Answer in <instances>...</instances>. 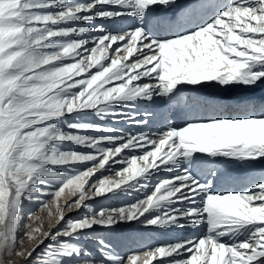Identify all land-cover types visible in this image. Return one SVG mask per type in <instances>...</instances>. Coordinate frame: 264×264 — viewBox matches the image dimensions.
Returning a JSON list of instances; mask_svg holds the SVG:
<instances>
[{
    "label": "snow or ice",
    "instance_id": "snow-or-ice-1",
    "mask_svg": "<svg viewBox=\"0 0 264 264\" xmlns=\"http://www.w3.org/2000/svg\"><path fill=\"white\" fill-rule=\"evenodd\" d=\"M175 4L0 0V257L8 264L13 255L27 264L52 236L40 227L21 225L25 199L47 209L40 197L54 186L59 224L65 211L87 208L90 199L116 198L149 187L161 166L168 172L179 168L182 174L156 182L134 203L68 221L57 233L68 239L49 245L38 264H264V173L251 186L226 192L212 191L210 183L194 173L202 156L249 166L264 160V114L187 122L167 127L155 139L148 133L125 137L89 118L127 116L146 125L140 112L116 109L154 97L171 100L181 86L215 82L255 88L264 83V0H227L194 28L154 36L152 27L164 23L154 7ZM185 9L196 15L204 5L193 3ZM125 18L134 22L127 25ZM98 19L107 23L96 25ZM95 31L101 34L91 38L89 47L88 37ZM145 77L155 83H134ZM93 131L100 135L81 134ZM66 143L88 151L65 149ZM137 149L141 155H122ZM76 164L85 167L70 174L56 170ZM114 164L121 166L114 177L91 182ZM65 195L74 199H65L60 208ZM198 195L202 206L195 205ZM184 201L193 206H173ZM28 219L38 217L30 213ZM134 221L163 231L201 224L207 230L126 258L110 253L102 239L99 260L72 242L97 226L111 229ZM22 226L29 241L37 242L31 250L15 251L17 241L23 242L17 235ZM40 235L43 239H37Z\"/></svg>",
    "mask_w": 264,
    "mask_h": 264
},
{
    "label": "rangeland",
    "instance_id": "rangeland-1",
    "mask_svg": "<svg viewBox=\"0 0 264 264\" xmlns=\"http://www.w3.org/2000/svg\"><path fill=\"white\" fill-rule=\"evenodd\" d=\"M213 1H216V0H213ZM223 1L224 3L227 2V0H223ZM189 3H190L189 0H176V5L171 6L169 8V13H176V14L186 13L188 10L185 9V6L186 5L189 6ZM202 5H205L204 9L207 6H209V4H202ZM180 10L182 12H180ZM213 10H215V7L210 9L209 11L210 15L212 14ZM169 13L166 9L165 14H169ZM133 20L131 19L130 25L134 22ZM101 23L106 24L107 22L106 21L103 22L101 20L95 21L96 25H100ZM125 23L127 24L126 18H125ZM73 26H80V25L74 24ZM152 33L154 34L153 29H152ZM100 34L101 33L99 31H95L91 33V35L88 37L90 39L89 47L92 46L91 38L98 36ZM113 47H115V45ZM134 83H155V81L149 80V78L145 77L141 81L134 82ZM191 88L195 89L197 92L205 91L208 94L218 96V98H215V99H218L220 101H223L224 99H230V98H235V99L238 98L237 100L239 101H242L246 98L247 99L249 98L252 100L251 102L246 103V106H244L240 110L239 114L222 113V112L213 114L215 111L213 110L214 112H210L211 110L208 109V105L206 103H203L202 101H199L198 99H195L192 102V107H191V111L189 114V120L187 122L204 121V120H208L212 118H233V117L239 118L249 113L255 114V115L264 114V107L261 106L262 104H259V100H264V83H261L255 88H246L242 85L220 86L216 84L215 82H211V83H206L204 86H197V87L181 86L180 91L171 100L167 98H162V97H154V100L151 102L138 101L135 105L131 107L116 109L117 111H123V112H135V111L140 112L141 116H143L145 119L148 120V123L146 125L137 124L133 120L128 119L127 116L120 117L117 119L106 118L104 120H99L97 117L90 114L89 118L97 120L99 123H101L102 125L106 127H111V128L116 129L118 134L123 135L125 137L129 135H137L139 133H148L153 139H155L158 136H154V135H157L158 133H161L162 131L166 130L167 127H170V126L183 127L187 123L183 121L184 125H179V123H176L175 120L180 118L181 113H182L181 111L182 108L180 109V106H181L180 102L184 100L185 96L188 97V92H189L188 90H190ZM81 134L100 135V133H97L94 131L90 133H81ZM101 146H104V145H101ZM63 147L65 149H76L80 151H88L87 149H83L81 147L68 144V143L63 145ZM141 154L142 152L139 149H137V150H128L122 155L124 157H130L131 155H141ZM201 159H202V163L194 169V173L197 175L198 179L209 182L211 190L214 192L233 191V190H225V187H224V185L227 183L228 180L229 181L232 180L233 176H235L234 180L237 181V179L239 178L238 176L241 174L243 175V173L244 174L247 173L248 175L252 174L249 177V178H252L262 173V171L264 170V160L258 161L254 165L249 166V165L241 164L240 162L230 160L228 158L224 159V157L211 158L207 156L206 157L202 156ZM236 165L238 168L243 167L242 170L241 168L239 170L238 168L235 170ZM88 166H91V165L89 164ZM257 166L260 167V169ZM84 167L85 166L83 164H76L72 166H61L56 170L64 171L70 174L77 170H83ZM120 167H121L120 165L114 164L111 168H109L106 171H103L102 173L97 172V174L91 178V182L94 183L98 178H102V177H114L115 172L119 170ZM252 167L253 169H251ZM206 169L208 172L206 171ZM234 170L236 171L235 173L233 172ZM159 171L160 172L162 171L161 172L162 174ZM159 171H156L157 173L154 172L153 178L149 182V187L138 188L137 190L131 191L130 194H122L116 198L90 199L87 201V204L89 206L87 208H81L79 211L75 209H69L65 211V219L64 221H61L59 224H57L56 222L57 216H58L57 205L54 201V197L51 195V193L55 190L54 186L47 187L45 189V194L40 197V200L48 205L47 209H42L41 204L38 203L36 200L29 201L25 199L24 204H23L21 225L31 224L32 227H40L42 233L49 232V231H51L52 233V236L49 239H45L44 243L41 244L38 248H36L32 257L29 258V260L27 261V264H38L39 258L43 256L45 251L48 249L49 245H55L59 241H64L65 239H68L66 237H63L62 235H57V233L63 232L64 227L66 226L68 221L79 219L83 215L93 210H98L100 208L125 206L129 203L136 202L137 199H143L145 195L148 193L147 191L149 189L151 191L152 182L155 179L154 176H158V177L160 176L159 179L163 180V179H172L178 173L182 174V170L179 168L174 169L172 172H168L166 169L163 168V166H161V169ZM231 172H232V175H231ZM211 173H215V175H212ZM65 199H68L69 201H71L74 198L67 196V195L62 196V198L59 201L60 208L65 207V204H64ZM195 205L202 206L201 196L198 195L195 197ZM173 206L177 208H187L193 205L189 201H185L182 203H177ZM49 210H51L52 215H49ZM30 213L34 214L35 217H38V219L29 220L28 216ZM136 225H137V222L134 221L131 223L118 224L111 229L101 228L97 226L93 230L88 231L85 235L79 237L78 241H72V242H78L79 245L83 247L85 251L90 255V257L99 260L102 257L100 255V247H99L98 241L102 239L105 241L106 244L110 246L108 248V251L110 253L126 258V256L129 255V252L132 251L133 248L125 249L127 245L125 243L132 242L133 244H136L140 236V233H141V231L136 230L137 229ZM133 229H135L136 232ZM175 229H172L171 231L153 229V232L151 235V241H152L151 247H155L160 244H165V243L173 242V241L180 240V239L202 236L203 234H205L207 230V225L201 224L197 228L185 227L183 229L181 228H175ZM27 231L28 229L23 226L20 227V229L18 230L17 235L18 237L23 238V242L21 243L19 240L17 241L15 251H22L25 249L31 250V248L37 242V240L29 241L27 236L24 235L25 232ZM37 239H43V235H40ZM225 239L227 240V237ZM0 259H5L6 264H8L6 258L0 257ZM103 259H106V258H103ZM10 264H26V262L23 257L13 255L11 257Z\"/></svg>",
    "mask_w": 264,
    "mask_h": 264
},
{
    "label": "bare ground",
    "instance_id": "bare-ground-1",
    "mask_svg": "<svg viewBox=\"0 0 264 264\" xmlns=\"http://www.w3.org/2000/svg\"><path fill=\"white\" fill-rule=\"evenodd\" d=\"M190 1V3H189V6L190 5H192L193 3H195V4H200V3H196V1H191V0H189ZM202 1V3H201V5L202 4H210V3H212L213 2V0H206V1H204V0H201ZM200 1V2H201ZM218 1V2H217ZM216 2L217 3H224V1L223 0H216ZM217 3H215L214 5L216 6L217 5ZM176 5V4H175ZM180 6V5H179ZM205 6V5H204ZM210 6V5H209ZM209 6H207L205 9H204V11L203 12H201V13H199V14H196V15H192L191 13H190V11H187L186 13H181L180 15H181V17H180V15H179V17H177L176 18V16L174 15V14H165V12H166V9H167V11H168V13H169V8L170 7H168V8H165V7H163V6H156L155 8H154V13H155V15H157V13L159 14V16H161V17H163V19H165V23H166V25H164V24H162V25H159V26H153L152 27V29H153V31H154V36H157V37H165V36H169V35H171L173 32H180V31H184V30H187V29H189V28H194L199 22V24H201V23H203L207 18H208V16L210 15V13H209V11H210V9L211 8H213V7H215V6H213V5H211V7H209ZM177 7V6H176ZM209 7V8H208ZM157 10V11H156ZM156 11V12H155ZM180 12H182L181 10H180ZM187 16V17H186ZM131 19L133 20L134 18H126V20H127V24L128 25H130V23H131ZM99 20V19H98ZM134 21V20H133ZM104 22V21H103ZM171 25V26H170ZM185 87V86H184ZM197 89V88H196ZM182 90V89H181ZM187 90V89H186ZM191 90V89H190ZM189 91V90H188ZM200 91V90H199ZM201 92H203V91H201ZM201 92H197L195 89H194V96H198L199 97V95H201L199 98L200 99H203V98H205V96L203 97V94L201 93ZM204 93V92H203ZM192 98H193V96L192 95H190L189 96V98H188V100H187V102L185 103V98H184V100L182 101V103H181V106H180V109H181V111H182V113H181V116H180V118H178V119H176L175 120V122L176 123H179V125H184L183 124V121H185L186 120V118L188 117V115H189V111H191V101H193L192 100ZM238 99V98H237ZM212 100L213 101H208L207 102V104L208 105H210L209 107H208V109H210L211 111L210 112H217V111H220V112H222V113H237V114H239L240 113V110L244 107V106H246V102H243V103H237V101H235L234 100V98L233 99H231V100H229V99H224L223 101H220V100H218V99H215V98H212ZM264 102V101H263ZM259 103H261V102H259ZM140 104V103H139ZM244 105V106H243ZM261 106H263L264 107V103L261 105ZM214 110V111H213ZM225 111H227V112H225ZM153 117H154V115H153ZM154 120H155V118H154ZM160 121H161V119H160ZM149 122H150V120H149ZM156 122V121H155ZM164 122V121H163ZM187 122V121H186ZM151 123H153V122H151ZM150 123V124H151ZM157 123V122H156ZM155 124V123H154ZM153 125V124H152ZM160 125V124H159ZM161 126V125H160ZM159 126V127H160ZM147 127V126H146ZM157 127V126H156ZM163 127V126H162ZM164 128V127H163ZM146 130H148V129H146ZM161 130V129H160ZM152 132V131H151ZM156 132V131H155ZM161 132V131H160ZM160 133H158L157 135H154V136H158ZM152 135V134H151ZM153 136V137H154ZM206 157V156H205ZM222 158V157H221ZM224 159H226V158H224ZM214 161V160H213ZM217 161V160H216ZM219 161V160H218ZM221 161V160H220ZM208 162V161H207ZM213 163V162H212ZM231 164V163H230ZM237 164H239V163H237ZM258 167V166H257ZM206 168V167H205ZM238 167H237V165H236V168H235V170L237 169ZM241 167H239L238 168V170L240 169ZM243 168V167H242ZM242 168H241V170H242ZM256 168V167H255ZM259 169H260V167H258ZM226 169V168H225ZM224 169V170H225ZM251 169H253V167L251 168ZM233 171L234 173L236 172V171ZM238 170H237V172H238ZM205 171V170H204ZM206 171H207V169H206ZM231 171H232V169H231ZM160 172V171H159ZM162 172V171H161ZM160 172V173H161ZM208 172V171H207ZM240 172V171H239ZM242 172V171H241ZM157 173V172H156ZM262 173H264V170L262 171ZM262 173H260V174H258V175H256V176H254V177H252V178H249L251 175H248L247 173L246 174H244L243 173V175L241 174V175H239L238 177H236V178H238L237 179V181H235L234 180V177H232V180L231 181H227V183L224 185V187H225V190H233V191H239V190H241V189H243L244 187H246V185H249V184H251L252 183V181L253 180H258L259 178H260V176H261V174ZM162 174V173H161ZM231 175H232V172H231ZM160 177V176H159ZM159 177L158 176H154V181L152 182V185L153 184H155L156 182H159L160 181V179H159ZM248 177V178H247ZM244 178H247V179H244ZM242 179H243V181H245V180H247L246 182H242ZM234 180V181H233ZM148 193L147 194H149L150 193V189L147 191ZM146 194V195H147ZM185 202V201H184ZM185 205V204H184ZM141 219H143V218H141ZM137 222V225H136V227H137V229L136 230H138V231H141V233H140V236H139V238H138V241H137V243L136 244H133L132 242H126L125 244H127L126 245V248L125 249H127V248H129V249H132L133 248V250L132 251H130L129 252V254H131V253H141V252H143L144 250H146V249H148V248H150L151 246H152V241H151V235H152V232H153V229L154 228H146V227H144L139 221H136ZM197 228V227H196ZM134 231H135V229H133ZM155 230V229H154ZM175 230H177V229H175ZM179 230V229H178ZM184 231H186V230H184ZM136 232V231H135ZM178 234V233H177ZM127 257V256H126Z\"/></svg>",
    "mask_w": 264,
    "mask_h": 264
}]
</instances>
